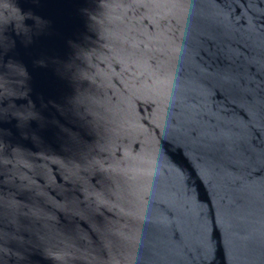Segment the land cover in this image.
Wrapping results in <instances>:
<instances>
[{
  "label": "water",
  "instance_id": "95a60500",
  "mask_svg": "<svg viewBox=\"0 0 264 264\" xmlns=\"http://www.w3.org/2000/svg\"><path fill=\"white\" fill-rule=\"evenodd\" d=\"M0 264H264V0H0Z\"/></svg>",
  "mask_w": 264,
  "mask_h": 264
}]
</instances>
